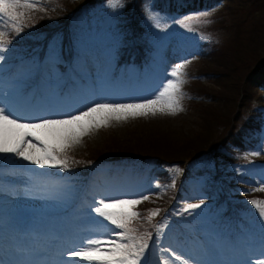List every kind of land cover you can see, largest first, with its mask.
<instances>
[{
	"label": "rangeland",
	"instance_id": "374dc122",
	"mask_svg": "<svg viewBox=\"0 0 264 264\" xmlns=\"http://www.w3.org/2000/svg\"><path fill=\"white\" fill-rule=\"evenodd\" d=\"M58 1L19 0L16 8L0 12V33L6 46V51L0 53L4 57L0 60V107L34 122L75 115L94 104L136 103L154 98L170 78L175 65L185 64L180 95L182 110L174 114L158 111L155 115H129L121 121L113 119L107 127L94 129L82 137V142L69 147L66 155L70 163L101 147L110 136L127 139L142 129L152 127L161 131L175 128L189 136L198 129L199 120L189 109L187 98L191 89L196 88L193 76L201 65L199 53L207 40L210 43L215 39L214 42L218 44L227 41L225 35L219 38V34L209 33L204 28L212 12L174 14L171 7L185 0H119L117 7L110 6L109 0H69L73 4L85 1L82 11L70 21L59 22L56 27L61 30L48 34L50 36L46 38L48 32H36L40 29L34 19L37 14L35 9L41 11L42 6L48 5L55 8L51 2ZM234 1L233 9L241 0ZM26 3H36V7H27ZM130 13L139 20L140 26L127 25L131 20ZM132 32L135 35L130 37ZM126 50L127 53L132 51L131 58L118 63V58ZM256 50L262 52V45ZM42 51L45 52L43 56ZM137 53L143 56L140 60H137ZM40 58L41 65L38 63ZM64 59L67 62L77 60L72 66L76 74L65 72L58 66L64 63ZM15 60H21L19 67L14 65ZM79 76L83 77L84 82L80 81ZM6 77L10 78L11 83L4 84ZM206 78L203 82L207 86L218 88L213 80ZM37 86L41 90V97H36L33 92L28 98ZM261 94V97L254 99L253 105L264 108V92ZM261 135L258 148L239 155L248 162L257 161L264 166V125ZM198 159L196 165L201 168L213 165L211 156L202 154ZM12 163H18L19 167L12 169ZM66 169L59 166L41 167L15 154L0 153V208L15 210L10 222L5 225L14 246L19 243L31 244L32 234L46 235L47 238L42 241L47 244L63 227L64 235H71L73 241L101 238L98 233L108 231V222H102V218L93 211L96 202L106 197H149L140 203L142 205L150 202V192L158 186L155 177L146 180L147 176L140 178L138 174L129 172L111 173L107 167L97 168L96 177L87 183L80 177L84 176L82 172L81 175L74 174ZM167 172L169 177L180 176L182 167L172 165ZM13 179L17 181L13 182ZM85 183L87 187L84 189ZM198 184L199 181L184 193L180 205L172 208L170 219L157 221L151 241L135 234L138 241L144 240L148 244L144 256L140 257L143 264H157L161 254L169 249L182 258L175 264H183L184 261L187 264H264V219L259 216L258 210L248 217L246 225L237 221L223 227L220 225L223 219L221 211L212 206L214 200L206 197ZM262 185L264 171L257 184H247L249 189L232 196V199L240 202L258 197L264 201V190L255 192L252 188L260 189ZM83 190L85 197H81ZM187 204H200V207L185 210ZM239 215L244 216L243 213ZM81 242L71 249L78 250ZM229 242L237 245L232 246ZM202 245L205 251L201 250ZM229 245L235 248L232 260L227 255ZM41 250L44 249L37 248L33 254ZM63 253L58 255L61 257L58 263L69 264L67 252Z\"/></svg>",
	"mask_w": 264,
	"mask_h": 264
},
{
	"label": "trees",
	"instance_id": "16d2710c",
	"mask_svg": "<svg viewBox=\"0 0 264 264\" xmlns=\"http://www.w3.org/2000/svg\"><path fill=\"white\" fill-rule=\"evenodd\" d=\"M234 2L185 0L171 7L174 14L212 12L204 28L209 33L219 34V38L227 37L223 44L215 43L214 39L210 43L207 40L201 47L198 57L201 65L193 76L196 88L191 89L187 98L189 109L199 120L198 129L191 136L175 128L161 131L153 127L142 129L127 139L114 135L101 147L68 163L67 170L77 174L82 172L86 177L89 174L91 177L97 167L103 166L119 170L128 167L131 171L139 168L157 177L158 186L151 190L150 202L135 206L140 216L130 227L136 230L139 238L148 239L154 222L169 213L170 204L180 202L184 193L194 188L198 181L201 191L222 207L223 214L229 219L245 221L239 213L254 214L256 211L249 198L237 202L232 196L248 190L247 184L257 183L264 171L263 166L260 169L251 163L255 161L248 162L239 155L258 148L262 139L264 108L253 103L264 92V0H241L233 9ZM84 3L59 0L51 2L55 8L48 5L42 6L41 11L35 9L34 19L40 29L36 32H48L46 38L50 36L48 34L59 32L61 29L56 27L59 22L70 21L82 11ZM129 16L131 20L127 25L140 26L138 19L131 13ZM134 35L132 32L129 36ZM260 45L263 51L259 53L256 49ZM131 52L126 50L118 63L129 61ZM136 57L140 60L143 56L137 53ZM63 61L59 67L64 69L67 60ZM204 78L213 80L218 88L207 86ZM202 154L213 158L211 167L196 165ZM172 165L182 167L180 176L169 177L167 169ZM153 207L159 209V213L149 220L147 216L149 210H155Z\"/></svg>",
	"mask_w": 264,
	"mask_h": 264
},
{
	"label": "snow or ice",
	"instance_id": "6c2138e0",
	"mask_svg": "<svg viewBox=\"0 0 264 264\" xmlns=\"http://www.w3.org/2000/svg\"><path fill=\"white\" fill-rule=\"evenodd\" d=\"M18 4L19 0H0V12L16 8ZM109 4L117 7L119 0H109ZM26 6L34 8L36 3H26ZM16 30L19 31V28ZM2 41L3 34L0 33V53L6 51ZM3 59V55L0 54V60ZM184 67L185 64H176L169 74L170 78L162 85L154 98L136 103L94 104L75 115H65L60 119H38L34 122L18 117L6 108L0 107V153L15 154L41 167L67 168L66 150L81 143L82 137L92 130L107 127L109 121L126 120L129 115L146 116L150 113L155 115L158 111L174 114L182 110L180 95L184 83ZM258 190H264V185L260 189H253V191ZM147 199H149L147 196L139 199L106 197L96 202L97 206L93 211L102 218V222H108V231L98 233L101 238L82 241L78 250L67 252L69 264H143L140 257L144 256V250L148 244L144 240L138 241L135 235L136 230L131 228L130 224L140 216L135 206ZM249 203L264 219V201L251 200ZM198 207L200 204H187L185 210ZM158 213L159 209L149 210L147 219L150 220ZM181 259L176 252L169 249L167 253L161 254L157 264H175V261ZM183 264L187 262L184 261Z\"/></svg>",
	"mask_w": 264,
	"mask_h": 264
},
{
	"label": "bare ground",
	"instance_id": "6f19581e",
	"mask_svg": "<svg viewBox=\"0 0 264 264\" xmlns=\"http://www.w3.org/2000/svg\"><path fill=\"white\" fill-rule=\"evenodd\" d=\"M47 236L46 235H43V238H46ZM28 264H34V262H30ZM59 264V263H58Z\"/></svg>",
	"mask_w": 264,
	"mask_h": 264
}]
</instances>
